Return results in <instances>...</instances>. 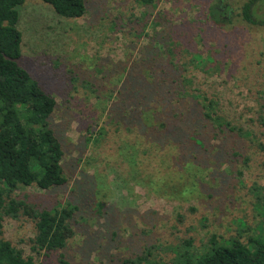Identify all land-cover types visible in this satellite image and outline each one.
<instances>
[{
	"label": "rangeland",
	"instance_id": "374dc122",
	"mask_svg": "<svg viewBox=\"0 0 264 264\" xmlns=\"http://www.w3.org/2000/svg\"><path fill=\"white\" fill-rule=\"evenodd\" d=\"M84 1L86 14L71 21L41 0H25L18 22L19 66L56 102L51 122L63 146L67 181L49 191L23 187L15 197L35 210L75 206L73 236L61 251L35 254L29 243L32 222L5 217L4 239L36 264H124L147 260L148 248L156 260L171 263L185 249L184 241L192 254L201 255L212 237L244 241L261 234L264 26L238 17L247 0H154V7L138 0ZM263 2L256 6L260 19ZM214 4L226 6L231 23L209 22L207 9ZM170 40L176 42L173 57L165 53ZM193 53L211 54L214 62L208 70L195 68ZM153 56L168 63L173 93L178 83L172 81L181 73L194 78L195 89L215 94L222 115L253 138L200 120L190 126L204 146L194 149L197 159L184 161L182 149L169 144L162 149L153 144L147 156L139 153L143 137L117 121L111 109L125 75L139 70V59L150 62ZM152 116L143 114L141 120L147 126L159 123ZM139 156L148 174L136 172Z\"/></svg>",
	"mask_w": 264,
	"mask_h": 264
},
{
	"label": "trees",
	"instance_id": "16d2710c",
	"mask_svg": "<svg viewBox=\"0 0 264 264\" xmlns=\"http://www.w3.org/2000/svg\"><path fill=\"white\" fill-rule=\"evenodd\" d=\"M41 1L49 5L58 17L66 20L82 19L86 14L84 0ZM261 1L244 2L238 15L240 20L250 26H264V19H260L256 8L257 2ZM24 2L0 0V264H36L32 257L24 256L21 250L4 239L5 217L29 219L34 230V237L29 241L31 252L48 255L63 250L73 236L71 222L76 211L71 204L35 210L26 201L15 197V193L23 187L34 186L49 191L62 187L67 181L62 168L63 146L51 122L56 102L18 63L22 43L18 22ZM138 3L155 6L154 0H138ZM206 14L209 22L218 27L232 22L226 6L214 4L208 7ZM175 43L169 41L165 49L167 56H174ZM186 52L189 53L188 50ZM193 54L192 66L195 68L208 70L214 62L211 54L206 57ZM166 64L161 57L153 56L150 62L148 58L139 59V70L134 67V72L125 75L121 87L115 92L116 102L112 103L111 112L117 116V121L130 124L136 134H141L144 149L140 147L139 153L146 155V148H152L153 144H158L161 149L164 144H169L182 149V154L187 156L183 155L184 161L197 159L199 152L194 149L204 146L190 126L200 120L205 124L208 122L215 130L224 129L240 138H253L251 131L232 124L222 115V106L215 94L207 95L199 88L195 89L194 78L181 73L179 78L171 80L178 83V92L173 93ZM174 64L171 63V66ZM173 94L177 95V101L176 97H168ZM178 99H183L185 103L180 106ZM148 113L159 123L145 125L141 116ZM258 122L264 126V114L261 112ZM95 135L96 140L102 137L101 132ZM191 155L193 157L186 160ZM139 158L136 159V172L142 173L141 169L148 174L147 169L141 167ZM148 167L152 166L149 164ZM262 213L264 215V210ZM184 242L185 249L171 263L156 260L148 248L147 260L137 257L124 264H264V229L261 234L244 241L240 238L216 240L212 237L201 255L192 254L189 251L190 242Z\"/></svg>",
	"mask_w": 264,
	"mask_h": 264
}]
</instances>
